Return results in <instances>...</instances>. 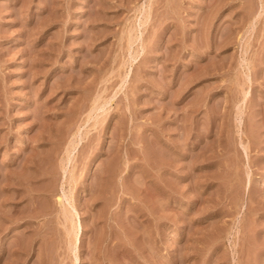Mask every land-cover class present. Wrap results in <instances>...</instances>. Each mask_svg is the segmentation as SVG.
Returning <instances> with one entry per match:
<instances>
[{
  "label": "rangeland",
  "instance_id": "obj_1",
  "mask_svg": "<svg viewBox=\"0 0 264 264\" xmlns=\"http://www.w3.org/2000/svg\"><path fill=\"white\" fill-rule=\"evenodd\" d=\"M0 264H264V0H0Z\"/></svg>",
  "mask_w": 264,
  "mask_h": 264
},
{
  "label": "bare ground",
  "instance_id": "obj_2",
  "mask_svg": "<svg viewBox=\"0 0 264 264\" xmlns=\"http://www.w3.org/2000/svg\"><path fill=\"white\" fill-rule=\"evenodd\" d=\"M69 233L72 236L73 245L76 246V243L78 241V226L73 222L72 219H71V229H70Z\"/></svg>",
  "mask_w": 264,
  "mask_h": 264
}]
</instances>
